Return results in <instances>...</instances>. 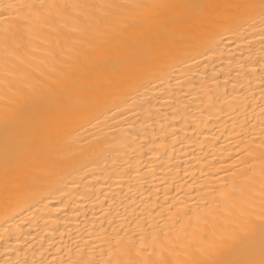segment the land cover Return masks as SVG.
I'll return each mask as SVG.
<instances>
[{"label":"bare ground","instance_id":"1","mask_svg":"<svg viewBox=\"0 0 264 264\" xmlns=\"http://www.w3.org/2000/svg\"><path fill=\"white\" fill-rule=\"evenodd\" d=\"M0 264H264V0H0Z\"/></svg>","mask_w":264,"mask_h":264}]
</instances>
